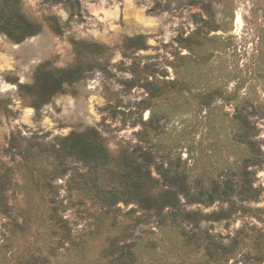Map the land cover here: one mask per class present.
<instances>
[{"label":"rangeland","instance_id":"obj_1","mask_svg":"<svg viewBox=\"0 0 264 264\" xmlns=\"http://www.w3.org/2000/svg\"><path fill=\"white\" fill-rule=\"evenodd\" d=\"M65 1L22 0L42 32L0 33V264H264V0H82L76 15ZM137 37L142 47L126 42ZM74 40L104 51L37 110L20 85L47 61L75 65ZM88 128L114 156L154 159L161 183L169 169L257 192L181 196L188 220L143 209L124 197L117 160H55L53 145Z\"/></svg>","mask_w":264,"mask_h":264},{"label":"trees","instance_id":"obj_2","mask_svg":"<svg viewBox=\"0 0 264 264\" xmlns=\"http://www.w3.org/2000/svg\"><path fill=\"white\" fill-rule=\"evenodd\" d=\"M81 1L66 0L64 4L73 15H76L80 10ZM49 21L54 31L62 34L63 30L58 19L51 16ZM42 30V24L31 20L22 10V0L1 1L0 33L15 43H21L40 34ZM73 42L76 45L78 55L75 65L60 68L47 61L37 68L33 83L20 85L22 94L30 98L32 107L37 110L51 102L56 95L64 93L66 86H71L82 80L95 67V63L89 61L88 57L100 55L104 51L103 47L94 43L75 40ZM126 42L141 47L144 45L142 37L129 38ZM4 103L0 99V112ZM246 144H251V142H246ZM50 151L59 163L73 159L96 168L106 166L117 160L121 167H124H122L120 179L126 200L128 202L133 201L146 210L162 212L168 208L170 216L176 221L180 218L188 220L192 217V214L182 210L181 196L190 203L211 204L217 198L227 199L229 194L238 193L253 197L257 192L245 180H242L241 184H233L228 181L212 182L209 188H206L201 181H189V177L185 174H178L169 169L160 173L163 180L161 183V180L152 176L151 165L154 159L145 157L146 159L143 160V157L138 155L141 152L140 149L130 152L128 148H125L120 156L112 155L105 138L94 128L72 132L61 138L59 143L53 145ZM113 196L112 200L114 201L118 194H113Z\"/></svg>","mask_w":264,"mask_h":264},{"label":"bare ground","instance_id":"obj_3","mask_svg":"<svg viewBox=\"0 0 264 264\" xmlns=\"http://www.w3.org/2000/svg\"><path fill=\"white\" fill-rule=\"evenodd\" d=\"M240 18V17H239Z\"/></svg>","mask_w":264,"mask_h":264}]
</instances>
